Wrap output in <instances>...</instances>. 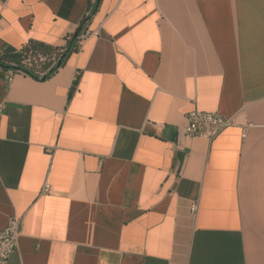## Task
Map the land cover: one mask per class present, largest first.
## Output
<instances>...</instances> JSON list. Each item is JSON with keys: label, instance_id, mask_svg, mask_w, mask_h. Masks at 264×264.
Segmentation results:
<instances>
[{"label": "crops", "instance_id": "0c3cea01", "mask_svg": "<svg viewBox=\"0 0 264 264\" xmlns=\"http://www.w3.org/2000/svg\"><path fill=\"white\" fill-rule=\"evenodd\" d=\"M89 14L50 78L0 70L8 264H264V0H0V53ZM193 110L235 125L188 138Z\"/></svg>", "mask_w": 264, "mask_h": 264}, {"label": "built area", "instance_id": "2783aa9c", "mask_svg": "<svg viewBox=\"0 0 264 264\" xmlns=\"http://www.w3.org/2000/svg\"><path fill=\"white\" fill-rule=\"evenodd\" d=\"M0 55H3L0 53ZM42 76L43 73H37ZM13 75L7 77V82H11ZM3 114V105H0V120ZM185 125L183 133L188 138H203L212 141L226 128L235 125L234 118H227L216 112H206L193 110L184 115ZM246 137V128L243 131V138ZM51 186L45 182L41 188V195L50 193ZM196 211V205L192 204L191 212ZM22 232V218L11 217L6 227L0 231V264H8L10 257L17 250L18 238Z\"/></svg>", "mask_w": 264, "mask_h": 264}, {"label": "trees", "instance_id": "16d2710c", "mask_svg": "<svg viewBox=\"0 0 264 264\" xmlns=\"http://www.w3.org/2000/svg\"><path fill=\"white\" fill-rule=\"evenodd\" d=\"M94 11V8L91 12ZM90 14L85 16L76 30L78 36H69L67 44L63 48L52 47L39 42H28L20 50L11 54L0 55V64L10 67H16L22 72H11V75L26 74L36 79H48L53 76L66 62L69 55L78 49L79 39L86 30L90 20ZM43 58V60H41ZM59 65V66H58ZM1 71L4 69L0 68ZM37 73H43L39 76ZM79 75L75 76L71 87L69 97L76 88Z\"/></svg>", "mask_w": 264, "mask_h": 264}, {"label": "water", "instance_id": "95a60500", "mask_svg": "<svg viewBox=\"0 0 264 264\" xmlns=\"http://www.w3.org/2000/svg\"><path fill=\"white\" fill-rule=\"evenodd\" d=\"M97 4H98V2H97ZM91 17V16H90ZM89 17V18H90ZM78 33L79 32H76L75 33V35H74V38H76L77 36H78ZM59 66V65H58ZM0 68H2V69H4V70H7V71H11V72H22L21 70H19L18 68H16V67H10V66H5V65H2V64H0Z\"/></svg>", "mask_w": 264, "mask_h": 264}, {"label": "rangeland", "instance_id": "374dc122", "mask_svg": "<svg viewBox=\"0 0 264 264\" xmlns=\"http://www.w3.org/2000/svg\"><path fill=\"white\" fill-rule=\"evenodd\" d=\"M41 60H43V58H41Z\"/></svg>", "mask_w": 264, "mask_h": 264}]
</instances>
